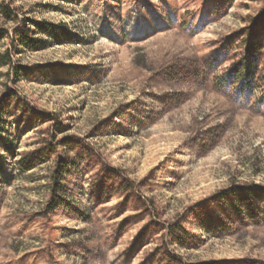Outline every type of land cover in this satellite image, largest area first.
Returning a JSON list of instances; mask_svg holds the SVG:
<instances>
[{
    "label": "rangeland",
    "instance_id": "obj_1",
    "mask_svg": "<svg viewBox=\"0 0 264 264\" xmlns=\"http://www.w3.org/2000/svg\"><path fill=\"white\" fill-rule=\"evenodd\" d=\"M3 1L0 264H264V0Z\"/></svg>",
    "mask_w": 264,
    "mask_h": 264
},
{
    "label": "trees",
    "instance_id": "obj_2",
    "mask_svg": "<svg viewBox=\"0 0 264 264\" xmlns=\"http://www.w3.org/2000/svg\"><path fill=\"white\" fill-rule=\"evenodd\" d=\"M0 17L5 24L13 23L15 25L10 33L7 30L0 29V43L2 40H9V49L0 56V67L7 69L5 76L8 80H11L10 82H12L13 78L17 79L20 76V68L13 62V55L21 54V50L23 49H33L36 41H33L32 38H30V30L27 28L28 21L19 19L17 10L11 8L7 3H5V1L0 3ZM31 24L34 25L36 30L42 35L50 36L52 34V28L49 25L36 24L32 22ZM245 51L246 53L243 61L233 67L235 80L243 81L241 86L242 90L253 91V82L256 80V71H254L250 63V56H252L253 51L248 48ZM9 92L10 91H8V93ZM3 133L4 127L3 124L0 123V142L2 141L1 137ZM56 167V171L52 176L51 187V194L54 198L62 175L67 169L66 165L61 166L58 164Z\"/></svg>",
    "mask_w": 264,
    "mask_h": 264
}]
</instances>
